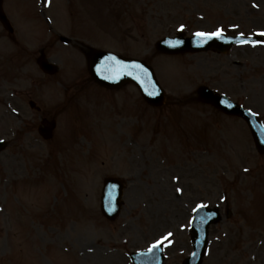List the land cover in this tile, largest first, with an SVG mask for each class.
Segmentation results:
<instances>
[{
	"label": "rangeland",
	"instance_id": "1",
	"mask_svg": "<svg viewBox=\"0 0 264 264\" xmlns=\"http://www.w3.org/2000/svg\"><path fill=\"white\" fill-rule=\"evenodd\" d=\"M4 7L18 43L0 24V137L10 140L0 152V264H41V255L44 264H132L129 253L168 233L165 262L183 264L201 204L223 216L211 227L203 264H264V154L244 122L190 102L209 78L264 120V47L155 54L156 41L180 25L186 36L235 23L246 33L264 29V0H5ZM58 34L150 61L163 74L166 108L146 104L135 85L118 94L90 86L76 104L64 101L65 86L89 73L83 53ZM43 45L61 66L51 78L36 63ZM27 90L47 108L68 106L50 141L29 130L39 120ZM112 96L124 121L106 110L78 120L75 105L98 112ZM116 174L127 180L125 206L108 222L100 196L103 178Z\"/></svg>",
	"mask_w": 264,
	"mask_h": 264
},
{
	"label": "water",
	"instance_id": "2",
	"mask_svg": "<svg viewBox=\"0 0 264 264\" xmlns=\"http://www.w3.org/2000/svg\"><path fill=\"white\" fill-rule=\"evenodd\" d=\"M2 0H0V19L3 21L5 26L10 30V25L2 11ZM190 46V45H189ZM186 49V48H184ZM171 51V50H169ZM104 55V52L93 50L92 54L90 56V70L95 77V79L106 86H115V85H121V83H124L125 81L129 80L128 77H132L134 72H137L141 78H144V88L147 91L146 82L147 79L152 83L153 78L150 75L147 68L144 67V65L134 62H127V61H121L114 59L110 57L109 55ZM104 60H99V58H102ZM108 60H112V63H115L116 66H113V64L109 65ZM40 65L43 69L46 71H55V68L52 65H49L43 58L40 60ZM100 62V64H98ZM134 65H139L141 67H134ZM145 71V75L141 71ZM148 76H147V75ZM124 76V77H123ZM113 79L119 80V81H113ZM134 79V78H133ZM204 96L214 102L219 103L220 97L216 94L204 92ZM153 103L158 102V98H154L153 96H148ZM226 100V99H225ZM228 112H232L234 114L243 115L246 119L250 120L248 116L245 114V112L241 111V109L238 106H234L232 109L228 108L226 109ZM257 145L260 150L264 151V143L261 139H257ZM106 182L112 186V189L114 188L115 193H111L109 196L106 192V198L103 200V212L104 214L109 218H114L118 211H119V203L117 201L118 196L120 194V187L111 179H107ZM114 194L116 195L114 198ZM117 198V199H116ZM117 206V208H116ZM214 213V215H213ZM220 215L219 212L215 210H209L206 208H203L199 211V215L196 217L195 222L193 223V245H194V253L192 256L185 260V264H201L202 257L205 254L206 251V245H207V235H208V228L211 223H216L219 221ZM157 249V248H156ZM153 250L147 253H141L135 256V260L142 264H163V256L160 253V249Z\"/></svg>",
	"mask_w": 264,
	"mask_h": 264
},
{
	"label": "snow or ice",
	"instance_id": "3",
	"mask_svg": "<svg viewBox=\"0 0 264 264\" xmlns=\"http://www.w3.org/2000/svg\"><path fill=\"white\" fill-rule=\"evenodd\" d=\"M184 26L181 25V28H183ZM197 36L202 37V38H211V37H219V38H223V30L222 29H217L215 32H210V33H205V32H197L196 33ZM244 34L241 33V36H243ZM260 35H264V32L260 33ZM178 43V42H177ZM253 43H256L255 41ZM134 67H141L139 65H134ZM202 207H206L205 205L201 204L198 205V208H202ZM214 215V213H213ZM172 235V233H168L166 236L162 237L161 240L156 241L153 245L152 248H156L158 247L162 242L167 241L168 243H171V240H169V237ZM151 250V249H150Z\"/></svg>",
	"mask_w": 264,
	"mask_h": 264
},
{
	"label": "flooded vegetation",
	"instance_id": "4",
	"mask_svg": "<svg viewBox=\"0 0 264 264\" xmlns=\"http://www.w3.org/2000/svg\"><path fill=\"white\" fill-rule=\"evenodd\" d=\"M43 115H45L46 114V112L43 110V113H42Z\"/></svg>",
	"mask_w": 264,
	"mask_h": 264
}]
</instances>
